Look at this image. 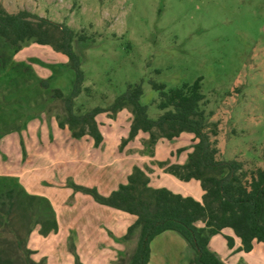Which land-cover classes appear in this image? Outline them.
<instances>
[{"label": "rangeland", "instance_id": "obj_1", "mask_svg": "<svg viewBox=\"0 0 264 264\" xmlns=\"http://www.w3.org/2000/svg\"><path fill=\"white\" fill-rule=\"evenodd\" d=\"M0 7L64 23L86 37L73 43L84 72L76 113L106 107L128 84L141 82L139 102L156 119L158 93L149 81L172 89L201 79L207 121L219 126L221 158L264 162V0H0ZM66 62L49 46L28 41L15 52L0 40V190L3 183L48 201L56 228L31 232L27 248L36 262L126 264L137 234L125 242L121 237L133 217L97 204L74 186L110 194L119 179L92 161L107 151L115 161L126 156L132 169H142L151 187L197 197L199 182H182L166 166L186 162L192 136L151 144L140 132L122 146L132 119L126 107L114 118L97 115L104 149L90 147L89 135L72 138L58 126L65 121L63 103L50 98V89L70 91ZM40 80L49 81L48 89ZM183 239L174 232L155 237L148 264H189L192 251ZM236 241L228 248L215 236L211 248L224 264H264L262 246L246 256Z\"/></svg>", "mask_w": 264, "mask_h": 264}, {"label": "trees", "instance_id": "obj_2", "mask_svg": "<svg viewBox=\"0 0 264 264\" xmlns=\"http://www.w3.org/2000/svg\"><path fill=\"white\" fill-rule=\"evenodd\" d=\"M0 40L15 52L21 45L33 41L49 46L66 57L62 67L72 73L68 94L50 89V98L63 103L65 121L59 128L69 129L71 137L89 135L94 147L102 141L96 116L102 113L114 118L128 107L132 115L128 137L121 145L133 140L138 133L149 136V143L157 138L168 142L182 133L192 136V151L182 165H166L167 172L182 182L195 180L202 191L201 200L173 193L167 188H154L139 167H133L126 183L119 184L108 196H101L95 188L74 186L99 205L133 217L123 242L137 234L133 254L126 264H148L150 243L158 235L174 232L184 238L192 251L189 264H224L209 248L213 236L229 229L239 240V252L249 253L255 243L264 245V162L222 159L218 147L217 123H208L203 106L201 79L192 84L166 89L164 84L149 81L158 93L156 119L149 118L147 107L139 100L143 94L141 82L128 84L124 92L106 107H93L83 113L75 112V100L84 91V72L74 42H85V36L64 23L53 22L26 10L8 12L0 7ZM39 86L48 89L49 81L40 80ZM0 190V264H42L33 259L34 252L27 248L31 232L40 228L42 234L55 231L51 207L47 200L27 195L23 190L6 187ZM224 237V236H223ZM228 248L233 239L224 237ZM76 264H79L76 261Z\"/></svg>", "mask_w": 264, "mask_h": 264}, {"label": "crops", "instance_id": "obj_3", "mask_svg": "<svg viewBox=\"0 0 264 264\" xmlns=\"http://www.w3.org/2000/svg\"><path fill=\"white\" fill-rule=\"evenodd\" d=\"M97 117V116H96ZM95 120H96V118H95ZM98 129H99V131H100V133H101V135H102V141H101V143H100V145L98 146L99 148L101 147V148H105V135H103V132L101 131V129H100V126L98 125ZM56 142H59L60 144L63 142V141H56ZM92 142H93V140H92ZM77 145H78V143H76ZM94 145L92 144V143H90V147H93ZM89 150V149H88ZM126 156H123L122 158H119L120 160H118V162L117 161H115V159L114 158H117V157H114L113 156V153L112 152H109V154L107 153V151H106V153H104L103 155L101 154H97V153H95L94 154V156H93V159L94 160H92L94 163H95V165L97 166V169L98 168H100V169H102V168H110L111 169V171H112V174H114V175H116L117 176V178L119 179V180H117V182L115 183V184H113L112 186H111V188H110V192L112 191V190H115L116 188H117V186L119 185V184H124V183H126V179H127V176L130 174V172H131V169H132V167L129 165V159L128 158H125ZM115 162H117L116 164H115ZM192 181L193 180H190L189 182H186V183H191L192 184ZM195 181V180H194ZM171 182H173V181H171ZM169 183H170V181H169ZM160 186H158V187H154V188H159ZM200 187V186H199ZM198 196L197 197H193L195 200H198V201H200L201 200V196H202V191H201V189H200V192L197 194ZM182 196H186L187 197V195L186 194H183ZM111 209V208H110ZM114 210V209H113ZM128 215V214H127ZM130 216V215H129ZM129 226V223L128 222H126V228L125 229H127V227ZM229 229H224L223 231H222V233H221V235H216V236H220V237H222V239L224 240V237L225 236H227V237H231L232 239H233V242L235 243V242H237L236 240H237V238H235L234 236H233V234H232V232L230 231ZM125 231L124 230H122V234L124 233ZM166 233V232H165ZM165 233H162V234H165ZM162 234H160V235H158V236H161ZM157 236V237H158ZM224 236V237H223ZM214 238H215V236H213L211 239H210V241H209V248L211 249V251H213L212 249L213 248H211V246H212V241L214 240ZM218 244V243H217ZM238 245H240L239 244V242H238ZM237 245V246H238ZM257 246H262V248H264V245H262V244H260V243H255L254 245H253V249L249 252V253H244L246 256H250V255H252L253 254V252H254V250H255V248L257 247ZM34 258V257H33ZM151 262V256L149 257V263Z\"/></svg>", "mask_w": 264, "mask_h": 264}]
</instances>
